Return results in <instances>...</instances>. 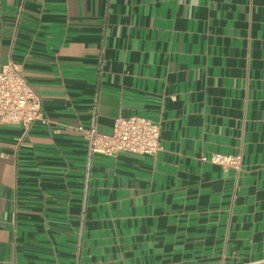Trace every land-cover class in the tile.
I'll use <instances>...</instances> for the list:
<instances>
[{
    "label": "crops",
    "instance_id": "crops-1",
    "mask_svg": "<svg viewBox=\"0 0 264 264\" xmlns=\"http://www.w3.org/2000/svg\"><path fill=\"white\" fill-rule=\"evenodd\" d=\"M10 60L49 123L0 125V264H264V0H0ZM133 115L157 156L76 129Z\"/></svg>",
    "mask_w": 264,
    "mask_h": 264
},
{
    "label": "built area",
    "instance_id": "built-area-1",
    "mask_svg": "<svg viewBox=\"0 0 264 264\" xmlns=\"http://www.w3.org/2000/svg\"><path fill=\"white\" fill-rule=\"evenodd\" d=\"M36 123H49L41 97L29 84L23 65L10 60L0 67V125H20L23 129L18 138L20 144ZM76 129L83 134L91 154L157 156L162 150L160 122L140 115L117 117L111 134L100 132L96 123L79 124ZM202 159L225 170L242 168L241 155L215 153Z\"/></svg>",
    "mask_w": 264,
    "mask_h": 264
}]
</instances>
